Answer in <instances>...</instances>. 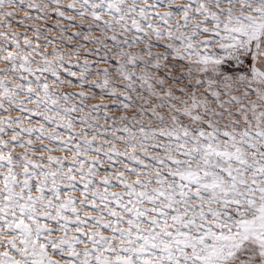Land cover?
I'll use <instances>...</instances> for the list:
<instances>
[{
    "label": "snow or ice",
    "instance_id": "snow-or-ice-1",
    "mask_svg": "<svg viewBox=\"0 0 264 264\" xmlns=\"http://www.w3.org/2000/svg\"><path fill=\"white\" fill-rule=\"evenodd\" d=\"M0 66V264H264V0H0Z\"/></svg>",
    "mask_w": 264,
    "mask_h": 264
},
{
    "label": "rangeland",
    "instance_id": "rangeland-1",
    "mask_svg": "<svg viewBox=\"0 0 264 264\" xmlns=\"http://www.w3.org/2000/svg\"><path fill=\"white\" fill-rule=\"evenodd\" d=\"M20 15L22 16V15H23V13H21ZM0 67H2V66H0ZM14 115H15V114H14Z\"/></svg>",
    "mask_w": 264,
    "mask_h": 264
}]
</instances>
